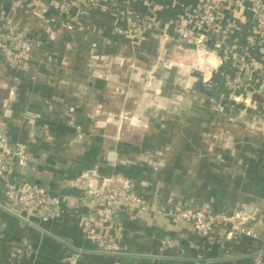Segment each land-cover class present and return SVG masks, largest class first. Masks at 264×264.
<instances>
[{
	"label": "crops",
	"instance_id": "crops-1",
	"mask_svg": "<svg viewBox=\"0 0 264 264\" xmlns=\"http://www.w3.org/2000/svg\"><path fill=\"white\" fill-rule=\"evenodd\" d=\"M130 10L145 19L139 38L127 33ZM197 11L198 0H0L11 25L0 41L35 37L28 64L0 56V144L28 154L0 176V264H70L74 252L76 264H254L264 239L262 16L254 0L228 1L219 35L181 42L176 24L197 27ZM151 71L180 90L142 97ZM148 96L165 101L162 128L125 124L131 101ZM159 149L168 152L161 167L147 156ZM90 177L127 185L147 208L118 200L119 214L102 222ZM22 181L58 196L59 211L43 220L18 210L7 184ZM178 206L242 210L256 236L220 226L199 237L172 215ZM91 227L120 251L99 250ZM168 237L180 246L163 250Z\"/></svg>",
	"mask_w": 264,
	"mask_h": 264
},
{
	"label": "built area",
	"instance_id": "built-area-1",
	"mask_svg": "<svg viewBox=\"0 0 264 264\" xmlns=\"http://www.w3.org/2000/svg\"><path fill=\"white\" fill-rule=\"evenodd\" d=\"M82 1L86 4L95 5V0ZM228 1L236 0H198L197 27L191 28L181 23L176 24L175 32L177 38L181 42L194 43L198 39L205 40L211 35H219L221 33L219 21L222 9ZM254 5L255 10L262 16L260 29L264 38V0H254ZM126 19L133 34L135 32L140 34L141 25L143 20H145L141 13L137 10H130ZM133 24L136 27L133 28ZM2 28L0 26V31ZM0 52L7 56L12 54L10 48L5 45L0 47ZM18 56L22 59H28L29 46L24 45ZM27 161L28 154L24 147L21 146L14 149L11 146L0 144V176H5L7 173L12 172L16 164L26 165ZM7 186L11 193V199L18 210L28 213L37 212L43 220L50 219L61 207V199L52 195L45 187L39 184L22 181L17 184L8 182ZM87 193L103 198V204L98 208V215L102 222H110L119 214L115 205L118 200L141 203L143 208H147L144 200L127 185H109L105 179L100 180L96 177H90L87 182ZM128 209L132 211V207H128ZM172 215L191 222L195 233L203 237H211L213 232L220 226L225 227L230 237L237 235L256 236L246 224L251 217L242 210L227 213L216 211L211 207L191 208L178 206ZM86 237L95 242L101 251L113 254H117L120 251L119 246L97 227L89 228L86 231ZM179 246L180 241L177 238L168 237L162 241L163 250ZM79 255L80 252H74L68 255L66 260L70 264H76ZM115 264L120 263L116 261ZM195 264L205 263L197 259ZM254 264H264V239L262 240V246L254 254Z\"/></svg>",
	"mask_w": 264,
	"mask_h": 264
},
{
	"label": "rangeland",
	"instance_id": "rangeland-1",
	"mask_svg": "<svg viewBox=\"0 0 264 264\" xmlns=\"http://www.w3.org/2000/svg\"><path fill=\"white\" fill-rule=\"evenodd\" d=\"M48 22V21H47ZM55 25L54 20L49 21V23L46 25V27L52 28L54 31L53 25ZM0 26H2V30L0 31V37L1 35H3L5 33V31H10L11 30V25L8 21H2L0 20ZM130 27V26H129ZM131 27L129 29H127V33L134 38H139L140 34L138 32H135L133 34V31L130 30ZM47 30V29H46ZM49 33L52 32L50 30H48ZM50 36V35H49ZM10 39V38H9ZM13 40V41H12ZM35 37L34 36H30V35H24V34H20V36L18 37H12L10 41L12 42H2L0 41V47L5 45L8 46L10 48V50L12 51V54L7 56L4 55L2 52H0V56L4 57L7 60H16L18 62L24 63V64H28L29 61L32 58V49L33 46L35 44ZM24 45H28L29 46V57L28 59H22L20 58L18 55H20L22 48ZM155 74H153V71H151L150 73H148L149 75V80L151 81L150 83L147 82L146 84L142 85V89H141V93H142V97H146V95H148V93H153V92H159L161 93L162 90L164 89H169L172 91H179L180 90V86L179 85H169L166 84L164 85L163 83L157 81V77L156 75L158 74L157 71L154 72ZM157 73V74H156ZM152 80H154V82H152ZM157 81V82H156ZM150 98V96H148ZM148 97L146 99H138L136 101H131L132 102V108L131 111L133 110V113H129L126 112L127 114L124 116V123L129 125L130 127H140L143 128L144 126H147L148 123L152 124L153 126H161L164 124V121L166 119V116L163 115V107L165 106V101L162 99H148ZM171 102V101H170ZM172 104H173V108H176L177 110L179 109V100H172ZM145 110H149V114H145L142 111ZM140 112V113H139ZM174 118L178 119V116H175ZM172 117L169 118L172 121H177L176 119H174ZM149 124V125H150ZM160 134L162 135L163 132H160ZM167 134V133H166ZM158 135V133H156V136ZM167 150L166 149H159L157 151H155L153 154L147 155V156H152L150 157V161L152 160L154 163H156L158 166H162L163 163L165 162V157L167 156Z\"/></svg>",
	"mask_w": 264,
	"mask_h": 264
},
{
	"label": "water",
	"instance_id": "water-1",
	"mask_svg": "<svg viewBox=\"0 0 264 264\" xmlns=\"http://www.w3.org/2000/svg\"><path fill=\"white\" fill-rule=\"evenodd\" d=\"M199 237H203V236L199 235ZM204 238H205V237H204Z\"/></svg>",
	"mask_w": 264,
	"mask_h": 264
}]
</instances>
